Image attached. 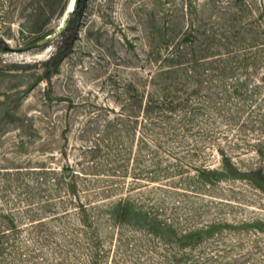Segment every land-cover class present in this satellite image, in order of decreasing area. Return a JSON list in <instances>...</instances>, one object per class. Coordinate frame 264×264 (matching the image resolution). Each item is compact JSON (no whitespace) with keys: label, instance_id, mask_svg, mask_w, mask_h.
<instances>
[{"label":"rangeland","instance_id":"rangeland-1","mask_svg":"<svg viewBox=\"0 0 264 264\" xmlns=\"http://www.w3.org/2000/svg\"><path fill=\"white\" fill-rule=\"evenodd\" d=\"M70 2L0 0V264H264V0Z\"/></svg>","mask_w":264,"mask_h":264},{"label":"bare ground","instance_id":"bare-ground-1","mask_svg":"<svg viewBox=\"0 0 264 264\" xmlns=\"http://www.w3.org/2000/svg\"><path fill=\"white\" fill-rule=\"evenodd\" d=\"M73 2H75V0H71V2L68 4V6L66 7V10H65V12H64V14L62 15V18H61V20H60V24L63 22V20H64V17H65V15H66V13L68 12V14H70V12H72L74 9H75V7L73 6ZM71 6H72V8L73 9H70L71 8ZM67 19H68V16H66V18H65V22L67 21ZM59 23V22H58ZM66 26V25H65ZM65 26H64V28H65ZM58 27V26H57ZM56 27V28H57ZM55 28V29H56ZM63 28V29H64ZM55 29L53 30V31H55ZM58 29V28H57ZM52 31V32H53ZM52 32H50L49 34H47V35H50V34H52ZM59 33H60V31L57 33L58 35H59ZM57 34H53L52 36H50L46 41H48L50 38H53V37H55ZM46 35V36H47ZM57 35V36H58ZM56 36V37H57ZM48 37V36H47ZM55 37V38H56ZM44 44H46V42L45 43H37V46H41V45H44ZM28 46H25V47H22L23 49H26Z\"/></svg>","mask_w":264,"mask_h":264},{"label":"water","instance_id":"water-1","mask_svg":"<svg viewBox=\"0 0 264 264\" xmlns=\"http://www.w3.org/2000/svg\"><path fill=\"white\" fill-rule=\"evenodd\" d=\"M77 2H78V0H75V2H73V6H74V7H76ZM70 9H73L72 6H71ZM66 16H68V12L66 13V15H65V17H64L63 22H62L61 24H59L58 29H56L51 35H53V34H57L59 31H61V30L64 28V26L67 24V22H65V18H66ZM47 36H49V35H47ZM47 38H48V37H46V38L44 37L42 40L38 41V43H43V42H45V41L47 40ZM36 43H37V42H36ZM35 45H36V44H35ZM35 45H33V46H35ZM28 48H29V47H28ZM19 50H22V49H19Z\"/></svg>","mask_w":264,"mask_h":264},{"label":"trees","instance_id":"trees-1","mask_svg":"<svg viewBox=\"0 0 264 264\" xmlns=\"http://www.w3.org/2000/svg\"><path fill=\"white\" fill-rule=\"evenodd\" d=\"M73 11H74V10H73ZM68 18H69V17H68ZM67 20H68V19H67ZM67 27H68V25L66 26V28H67ZM61 32H62V31H61ZM61 32H60V33H61ZM60 33H59V34H60Z\"/></svg>","mask_w":264,"mask_h":264}]
</instances>
